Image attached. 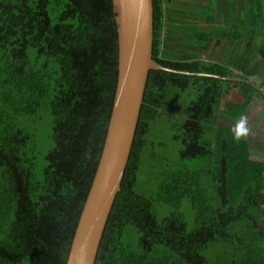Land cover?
<instances>
[{"label": "trees", "instance_id": "obj_1", "mask_svg": "<svg viewBox=\"0 0 264 264\" xmlns=\"http://www.w3.org/2000/svg\"><path fill=\"white\" fill-rule=\"evenodd\" d=\"M206 1L152 0V59L176 72L148 73L94 264H264V162L249 141L234 142L215 122L226 86L247 99L262 94L252 45L264 28V0ZM228 10L240 18L228 20ZM114 16L111 0H0V264H66L114 100ZM237 26L243 34L230 28ZM227 42L232 52L217 60L213 50ZM211 47L213 55L202 59ZM190 86L198 96L174 129L181 149L159 180L156 199L170 207L159 220L154 200L137 190L138 173L148 135L166 115L168 90ZM37 116L49 117L51 134L40 160L33 133L18 120ZM214 247L221 249L213 258L204 254Z\"/></svg>", "mask_w": 264, "mask_h": 264}, {"label": "water", "instance_id": "obj_2", "mask_svg": "<svg viewBox=\"0 0 264 264\" xmlns=\"http://www.w3.org/2000/svg\"><path fill=\"white\" fill-rule=\"evenodd\" d=\"M111 1L118 42L116 89L99 162L77 221L66 264L95 263L132 148L148 73L176 72L152 59V0Z\"/></svg>", "mask_w": 264, "mask_h": 264}, {"label": "rangeland", "instance_id": "obj_3", "mask_svg": "<svg viewBox=\"0 0 264 264\" xmlns=\"http://www.w3.org/2000/svg\"><path fill=\"white\" fill-rule=\"evenodd\" d=\"M183 4L189 5L184 1ZM192 6V5H191ZM192 9V7H189ZM209 54V53H208ZM208 54H202V59H208ZM198 96L197 88L190 86L186 91L180 92L170 88L168 90L169 105L165 110L166 115L160 119L154 128L149 133L147 141L148 146L142 160L141 168L138 173L137 190L141 194L150 197L154 200L156 217L162 219L170 209L167 205L160 203L156 199L159 180L162 181V174L170 171L175 167V163L179 157L180 145L172 140L174 129L181 125L185 118L186 107L194 101ZM19 122L24 123L30 133L35 137L37 145L36 152L39 160L47 150L51 147L50 120L46 117L44 120H39L38 116L32 119L19 118ZM212 121V120H210ZM173 126V128H171ZM210 130L207 131V138L211 139ZM42 166V162L39 163ZM189 166L190 161L185 162ZM193 165V164H192ZM182 210L188 213L185 216L188 228H193V213L187 202H183ZM263 213L261 214V217ZM220 247H214L204 253L206 256H215Z\"/></svg>", "mask_w": 264, "mask_h": 264}, {"label": "crops", "instance_id": "obj_4", "mask_svg": "<svg viewBox=\"0 0 264 264\" xmlns=\"http://www.w3.org/2000/svg\"><path fill=\"white\" fill-rule=\"evenodd\" d=\"M230 3H236L237 5H241L244 0H227ZM200 5H207L206 0H201ZM239 8H237L238 10ZM218 10V7L216 8ZM200 14L199 17L205 18L207 13ZM219 15V14H218ZM216 16L218 19L219 16ZM225 17H228V20H232L231 18L235 17V21H237L241 14L239 12H231L228 10L225 14ZM230 26V25H229ZM211 25H205L206 30H210ZM232 31H237L239 34H243L242 29L239 27H230ZM245 40L239 42L233 51L237 52V55L240 51H243ZM232 45L228 42L213 50V47L207 50L208 56H210L211 51L213 50V54L217 60H227L228 55L232 52ZM253 49L258 50V54L254 56V62L260 64V72L256 75L261 80H264V28L261 31L259 38H256L252 45ZM231 49V50H230ZM211 54V56L213 55ZM209 59V57H208ZM244 115L248 118V123L252 127L255 135L246 138L251 145V153L259 160L264 162V96L259 93L258 95H251L248 99L244 95L241 89H239L235 85H229L225 88V94L218 104V109L216 112L215 122L218 127H224L231 129L234 121L240 116Z\"/></svg>", "mask_w": 264, "mask_h": 264}, {"label": "clouds", "instance_id": "obj_5", "mask_svg": "<svg viewBox=\"0 0 264 264\" xmlns=\"http://www.w3.org/2000/svg\"><path fill=\"white\" fill-rule=\"evenodd\" d=\"M230 132L234 142L240 141L255 135L252 127L248 123V118L244 115H240L233 123Z\"/></svg>", "mask_w": 264, "mask_h": 264}, {"label": "built area", "instance_id": "obj_6", "mask_svg": "<svg viewBox=\"0 0 264 264\" xmlns=\"http://www.w3.org/2000/svg\"><path fill=\"white\" fill-rule=\"evenodd\" d=\"M257 85L260 86V91L262 92V94L264 96V86L260 85V83H257Z\"/></svg>", "mask_w": 264, "mask_h": 264}]
</instances>
